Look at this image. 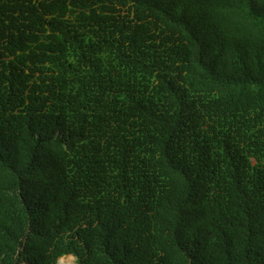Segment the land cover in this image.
<instances>
[{"label": "trees", "instance_id": "1", "mask_svg": "<svg viewBox=\"0 0 264 264\" xmlns=\"http://www.w3.org/2000/svg\"><path fill=\"white\" fill-rule=\"evenodd\" d=\"M264 264V0H0V264Z\"/></svg>", "mask_w": 264, "mask_h": 264}, {"label": "rangeland", "instance_id": "2", "mask_svg": "<svg viewBox=\"0 0 264 264\" xmlns=\"http://www.w3.org/2000/svg\"><path fill=\"white\" fill-rule=\"evenodd\" d=\"M62 258H64L66 262L69 261V262H73L74 264H76L75 258L72 255L63 256ZM57 264H59V261L57 262Z\"/></svg>", "mask_w": 264, "mask_h": 264}, {"label": "bare ground", "instance_id": "3", "mask_svg": "<svg viewBox=\"0 0 264 264\" xmlns=\"http://www.w3.org/2000/svg\"><path fill=\"white\" fill-rule=\"evenodd\" d=\"M59 264H74V263H73V262H69V261L66 262L65 259L61 257V258L59 259Z\"/></svg>", "mask_w": 264, "mask_h": 264}, {"label": "water", "instance_id": "4", "mask_svg": "<svg viewBox=\"0 0 264 264\" xmlns=\"http://www.w3.org/2000/svg\"><path fill=\"white\" fill-rule=\"evenodd\" d=\"M60 258H61V257H60ZM60 258H59V259H60ZM59 259H58V261H59ZM58 261H57V262H58Z\"/></svg>", "mask_w": 264, "mask_h": 264}]
</instances>
